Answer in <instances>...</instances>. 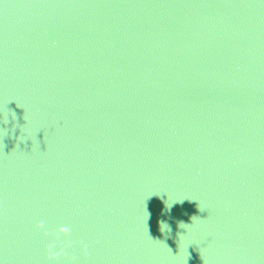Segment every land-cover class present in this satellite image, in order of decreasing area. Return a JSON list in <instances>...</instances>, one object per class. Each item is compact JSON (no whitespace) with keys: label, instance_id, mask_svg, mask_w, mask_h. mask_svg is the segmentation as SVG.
I'll use <instances>...</instances> for the list:
<instances>
[{"label":"clouds","instance_id":"1","mask_svg":"<svg viewBox=\"0 0 264 264\" xmlns=\"http://www.w3.org/2000/svg\"><path fill=\"white\" fill-rule=\"evenodd\" d=\"M43 223H44L43 221H40L38 227H43ZM60 231L63 233H67L69 231V229L64 227V228H61Z\"/></svg>","mask_w":264,"mask_h":264}]
</instances>
